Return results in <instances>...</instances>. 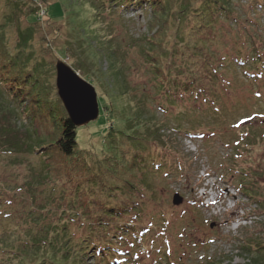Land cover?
Listing matches in <instances>:
<instances>
[{
    "label": "rangeland",
    "instance_id": "374dc122",
    "mask_svg": "<svg viewBox=\"0 0 264 264\" xmlns=\"http://www.w3.org/2000/svg\"><path fill=\"white\" fill-rule=\"evenodd\" d=\"M201 1L178 0L168 21L155 26L151 14L138 8L102 10L90 0H56L43 18L52 26L50 34L41 41L35 36V54L28 56L15 52V29H6L4 49L25 61L15 59L11 71L0 70V198L14 199L11 205L0 203L3 214L20 208L37 216L40 206L48 211L52 203L74 200L86 211L111 203L121 209L130 202L138 210L126 216L136 213L141 229L151 226L150 241L141 239L143 264H151L149 253L158 251L161 241L167 246V240L172 264H244L264 258V249L247 246L259 238L256 246L264 245V208L255 190L246 191L247 186L264 187V64L251 59L253 47L264 54V10L252 9L264 0H225L230 14L217 10L220 18L200 10ZM30 2L25 0L21 9ZM8 6L0 0V23L14 10ZM210 18L211 32L203 30ZM26 26L20 20L17 28ZM41 43H54L44 62L38 54ZM233 43L246 57L250 54V74L256 78L222 61ZM208 60L220 77L203 74L202 63ZM58 61L95 89L100 109L96 120L76 129L72 156L55 145L66 111L55 107L53 119L45 111L49 87L59 99ZM181 68L185 75L206 77L205 94L195 99L173 85L182 79ZM14 72H23L17 82H12ZM249 114L253 122L244 121ZM212 185L227 187L222 207L202 202L200 188ZM175 193L183 198L180 205L172 203ZM240 217L247 219L241 226ZM257 220L263 223L260 229L251 223Z\"/></svg>",
    "mask_w": 264,
    "mask_h": 264
},
{
    "label": "trees",
    "instance_id": "16d2710c",
    "mask_svg": "<svg viewBox=\"0 0 264 264\" xmlns=\"http://www.w3.org/2000/svg\"><path fill=\"white\" fill-rule=\"evenodd\" d=\"M3 1L9 3L7 8L14 6V10L10 15H7L0 23V65L6 64L3 69L0 67V70L4 72L6 71L5 73H7L11 71L9 64L13 65L16 63L15 59L25 61V59L19 54H24V51H27V56L35 54V50L31 45V40L35 36L41 41L45 40L46 35L50 34L49 31L52 26L48 20H43V18L47 15L50 5L56 0H31L28 5H25L24 10L21 9V6L24 5L23 3L25 0ZM90 1L102 10H111L112 8H116V10L120 11H126L130 8L141 9L143 12H146L149 15L151 14L150 23L157 26L159 23L162 25L168 21L170 14L172 15L173 4H177L178 0ZM13 2L16 3L13 5ZM200 8V10L204 8L209 9L211 18H214L215 16L218 17L222 13L226 16L230 14V9L225 0H202ZM217 10L220 12L219 15L215 13ZM41 12L42 16L39 14ZM179 13H184V11H180L178 14ZM193 16H197V19L200 18V16L202 17L200 14H195ZM20 20L25 21L27 24L24 29L17 28ZM213 21L214 20L211 19L209 22H205L206 24L203 25V30L211 32L210 26L214 24ZM45 26L47 29L49 28V30L48 32L45 31L46 33L44 32L43 34ZM43 27L44 29L42 31ZM8 28H11L12 30L15 29L17 38L15 52H18L19 54H8L7 50L4 49L7 48V41H9V36L5 34V31ZM248 37L250 38L249 40L253 38L250 34H248ZM252 42L256 44L254 38L252 39ZM41 44H39L40 53L38 54L41 61L44 62V56L53 51V46L51 44L54 43H51L48 46ZM252 46L255 45L253 44ZM25 47L27 48L24 49ZM231 48L229 55L223 57L224 60L222 59V61H225L227 64L231 63L234 66L239 65L243 68L242 70H244L242 75L245 74L249 78H256V76L250 74V71L252 70L251 60L249 58L250 54L249 57H246L245 55L247 54H244V52L240 50L241 48L239 49L235 43H233ZM251 52L252 54H255V56H251L252 61L256 60L257 63L264 64V54L260 52V49L257 50L253 47ZM12 58H14V60ZM248 60L250 65L248 64ZM225 62L219 66L220 69L223 70L227 68ZM44 66L45 63H43V67ZM208 66L210 67L209 69L211 72L209 71ZM202 68L204 71L203 74L209 76L208 79H215L216 77L218 78L221 76L218 69L212 67L209 60L206 63H202ZM178 70V73L182 75V79H179V81L176 80V82H173V85H180V88L183 91L191 94L195 99L202 94H205L208 88V84L204 82L206 77H199L198 75L193 77L190 73L185 75V72H183L184 68ZM45 73L46 72L43 71V74ZM13 75L14 78L12 79V82H17L18 76L23 75V72H14ZM23 77L29 78L30 74ZM33 83L35 84L37 81L34 80ZM161 83L163 85L162 81ZM164 87L167 86L164 85ZM49 88L51 92L52 90H55L54 87L53 89L51 87ZM4 90L8 91V86H5ZM51 92L48 93V99H50V101H48L49 108H46L45 111L51 116L50 119H53L54 112L58 107L61 112L63 110L65 111V109L63 108L60 99L57 98V100H55L54 96L51 95ZM25 101L26 100H23L22 102ZM33 102L38 103V101L34 99ZM40 111L41 109L37 112ZM65 114H62L60 117L61 132L55 145L64 155L72 156L77 152V128L71 124L69 117ZM247 116L249 117L245 116L244 121L253 122L255 117L253 118L252 114ZM249 138L250 137L248 136L245 140L247 143L249 142L247 141ZM255 184L258 186V182H255ZM246 191H251L254 192V195H258L261 199L260 202L263 204L262 208H264V187L247 186ZM246 197L257 200L255 197ZM0 201H2L1 198ZM0 203L4 206L11 205L14 204V199L9 197ZM115 206L114 203H111L110 207L102 205L100 207L96 206V208H91V210L88 208L89 211H86V208L77 205L74 200L71 203H66L65 201L52 203V207H50L48 211L40 206L38 207L37 216L29 215L32 212L30 209L23 212L18 208V211L15 214H3L2 212L5 211L0 210V264H140V262L146 259L141 257V253L145 250L141 245V239L144 236L145 239L150 241L151 236L147 234V229L151 226L143 227L141 229V215L138 216L136 213H133L130 217L126 216L127 213H130L131 209H137V206L134 203L130 204V202H128V204H124V207L121 209H116ZM95 209H101L102 211L99 212ZM252 217L254 219L256 216L254 215ZM5 222L8 223L3 224ZM251 223L257 225L255 227H259V229L263 224L262 221L259 222L258 220ZM252 233L255 232L252 231ZM259 240L260 238L256 242L251 240L248 241V248L252 247V251H262L264 245L259 246V248L256 246V244L259 243ZM168 243L169 241L167 240V246H164L166 243L163 244L161 241L159 250L149 253L151 258H149V256L148 259H151V264H165V262L167 264L174 263L171 257L172 253H170L168 249ZM138 252L140 253L139 255H137ZM160 255H163L164 258H168V260L163 259V261H156L154 257L158 256L160 258ZM169 256L171 257L170 261ZM90 259L93 262L90 263ZM263 259V257H259L258 259L248 258L244 264H264L262 263ZM223 261L224 260L219 261V264H222ZM229 263L231 262L229 261Z\"/></svg>",
    "mask_w": 264,
    "mask_h": 264
},
{
    "label": "water",
    "instance_id": "95a60500",
    "mask_svg": "<svg viewBox=\"0 0 264 264\" xmlns=\"http://www.w3.org/2000/svg\"><path fill=\"white\" fill-rule=\"evenodd\" d=\"M57 95L71 124L78 128L98 118L99 109L95 89L61 61L55 64ZM183 198L175 193L173 205H180Z\"/></svg>",
    "mask_w": 264,
    "mask_h": 264
},
{
    "label": "bare ground",
    "instance_id": "6f19581e",
    "mask_svg": "<svg viewBox=\"0 0 264 264\" xmlns=\"http://www.w3.org/2000/svg\"><path fill=\"white\" fill-rule=\"evenodd\" d=\"M98 109H99V106H98ZM99 111H100V109H99Z\"/></svg>",
    "mask_w": 264,
    "mask_h": 264
}]
</instances>
